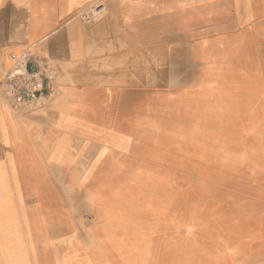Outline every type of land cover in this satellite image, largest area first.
I'll return each instance as SVG.
<instances>
[{"label":"crops","instance_id":"obj_1","mask_svg":"<svg viewBox=\"0 0 264 264\" xmlns=\"http://www.w3.org/2000/svg\"><path fill=\"white\" fill-rule=\"evenodd\" d=\"M23 50L58 75L41 105L0 91V264H110L73 237L75 191L168 120L182 127L219 72L238 109L261 104L264 0H0V80ZM260 123L228 146L234 244L199 264H264Z\"/></svg>","mask_w":264,"mask_h":264},{"label":"rangeland","instance_id":"obj_2","mask_svg":"<svg viewBox=\"0 0 264 264\" xmlns=\"http://www.w3.org/2000/svg\"><path fill=\"white\" fill-rule=\"evenodd\" d=\"M213 66L223 71V63ZM218 74L211 92L197 94V112L182 127L168 120L165 135L145 137L122 163L107 158L114 162L107 178L75 191L72 234L89 252L112 258L110 264H199L233 246L230 182L242 177L229 174L228 146L241 147L250 119L264 129V99L238 109L236 93H224Z\"/></svg>","mask_w":264,"mask_h":264},{"label":"built area","instance_id":"obj_3","mask_svg":"<svg viewBox=\"0 0 264 264\" xmlns=\"http://www.w3.org/2000/svg\"><path fill=\"white\" fill-rule=\"evenodd\" d=\"M11 65L0 80V91L15 104L41 105L55 87L58 68L48 59L23 50L11 55Z\"/></svg>","mask_w":264,"mask_h":264},{"label":"bare ground","instance_id":"obj_4","mask_svg":"<svg viewBox=\"0 0 264 264\" xmlns=\"http://www.w3.org/2000/svg\"><path fill=\"white\" fill-rule=\"evenodd\" d=\"M109 5V4H108ZM95 16V15H94ZM174 34V33H173ZM166 35V34H165ZM134 39V38H133ZM68 46V45H67ZM161 50V49H160ZM161 53V52H160ZM153 62V61H152ZM156 62H158V61H156ZM164 71V70H163ZM162 73V72H161Z\"/></svg>","mask_w":264,"mask_h":264}]
</instances>
